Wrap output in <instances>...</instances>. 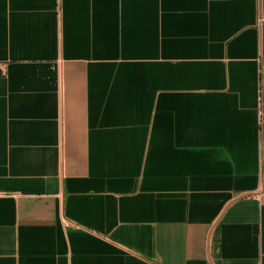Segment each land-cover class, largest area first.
Instances as JSON below:
<instances>
[{
  "label": "crops",
  "instance_id": "0c3cea01",
  "mask_svg": "<svg viewBox=\"0 0 264 264\" xmlns=\"http://www.w3.org/2000/svg\"><path fill=\"white\" fill-rule=\"evenodd\" d=\"M0 264H264V0H0Z\"/></svg>",
  "mask_w": 264,
  "mask_h": 264
}]
</instances>
